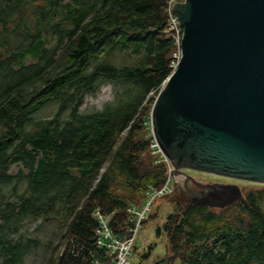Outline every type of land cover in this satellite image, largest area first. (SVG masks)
Segmentation results:
<instances>
[{
  "label": "trees",
  "instance_id": "1",
  "mask_svg": "<svg viewBox=\"0 0 264 264\" xmlns=\"http://www.w3.org/2000/svg\"><path fill=\"white\" fill-rule=\"evenodd\" d=\"M167 20V0H0V264H24L51 222L63 233L42 264L107 260L95 210L124 236L127 208L164 183L149 144L177 50ZM105 84L112 99L83 110ZM262 185L223 208L169 213L171 253L152 264H264Z\"/></svg>",
  "mask_w": 264,
  "mask_h": 264
},
{
  "label": "water",
  "instance_id": "2",
  "mask_svg": "<svg viewBox=\"0 0 264 264\" xmlns=\"http://www.w3.org/2000/svg\"><path fill=\"white\" fill-rule=\"evenodd\" d=\"M173 6L181 55L150 115L152 137L173 167V189L186 169L264 184V0ZM197 184L202 190L191 204L244 200L236 184Z\"/></svg>",
  "mask_w": 264,
  "mask_h": 264
},
{
  "label": "rangeland",
  "instance_id": "3",
  "mask_svg": "<svg viewBox=\"0 0 264 264\" xmlns=\"http://www.w3.org/2000/svg\"><path fill=\"white\" fill-rule=\"evenodd\" d=\"M112 94H113L112 86L110 84H105L101 86V88L99 89L98 92H96L95 95L86 96L82 109L83 110L101 109L106 101L112 99ZM49 111L50 109L47 110V112ZM203 173L199 174L200 178H202V180L204 181L203 184H208L205 182H211L212 179L213 180L222 179L218 175H213L210 173L205 174V172ZM182 179L183 176L181 179H178L179 182H177L176 187L182 183L181 181ZM234 181L239 182V183H235L238 187H240V182H245V185L247 186L246 191H248V189L252 187L263 186L262 183L249 182L235 178ZM169 194L166 197H163L162 199L160 198L156 199V201L154 202L155 206L152 207L150 210L151 212H153L154 215L152 217H147L143 221V223H141V225L139 226L132 246L131 255L129 256V260L131 263L152 264L155 260L165 255H170L171 252L169 249L168 239L166 234L162 230V225L165 223L167 215L172 211L179 209V207L183 206V204L174 203L173 200H171L172 195ZM158 227L161 228L159 234L156 232V229ZM62 233H63V228L59 227L55 222L46 223L42 227H40L34 234L40 236L42 244L35 253L29 255L25 259L24 264H42L45 257L49 254L51 247H53V245L60 240ZM151 244L155 246L152 251V254L148 259L143 260L141 255L146 251L147 247Z\"/></svg>",
  "mask_w": 264,
  "mask_h": 264
},
{
  "label": "built area",
  "instance_id": "4",
  "mask_svg": "<svg viewBox=\"0 0 264 264\" xmlns=\"http://www.w3.org/2000/svg\"><path fill=\"white\" fill-rule=\"evenodd\" d=\"M180 0H167L168 20L164 32L169 34L176 45L177 50L173 53V60L171 66L174 69L180 58V43L183 29L179 23L177 16H172L173 4ZM151 154L157 156L158 160L166 164V177L164 183L160 187H148L145 194V199L140 205H131L127 208L129 214V222L131 226L128 228L127 234L118 236L109 227L110 214H105L96 209L94 215L97 220V227L95 229V241L98 247L104 248L107 252V260H96L95 264H130L129 256L131 255L132 246L135 236L142 221L150 212L154 201L166 194L172 192L173 176L172 165L170 160L164 155L159 147L156 139L152 137L150 144Z\"/></svg>",
  "mask_w": 264,
  "mask_h": 264
},
{
  "label": "flooded vegetation",
  "instance_id": "5",
  "mask_svg": "<svg viewBox=\"0 0 264 264\" xmlns=\"http://www.w3.org/2000/svg\"><path fill=\"white\" fill-rule=\"evenodd\" d=\"M186 173V178H183L181 181L182 183L175 187L172 192L169 195H172L171 200H173L174 203L183 204L186 206L188 203H190L191 200H193L196 197V192L198 190H202L201 187L197 184L203 183L204 181L202 178H200L199 174L203 172L193 171V170H184ZM204 174V173H203ZM209 174V173H205ZM214 177V176H213ZM220 180H213L211 182H205L208 184H235L239 183L237 181H234L233 178H226L219 176ZM232 180V181H230ZM240 187L243 189V195L246 192V185L245 182H240ZM238 200V199H237ZM191 204V203H190Z\"/></svg>",
  "mask_w": 264,
  "mask_h": 264
}]
</instances>
